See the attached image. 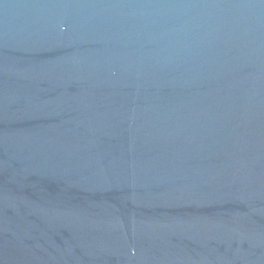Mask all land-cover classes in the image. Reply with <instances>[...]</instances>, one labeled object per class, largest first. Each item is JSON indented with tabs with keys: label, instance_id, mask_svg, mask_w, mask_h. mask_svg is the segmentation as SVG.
I'll return each instance as SVG.
<instances>
[{
	"label": "water",
	"instance_id": "95a60500",
	"mask_svg": "<svg viewBox=\"0 0 264 264\" xmlns=\"http://www.w3.org/2000/svg\"><path fill=\"white\" fill-rule=\"evenodd\" d=\"M0 264H264V0H0Z\"/></svg>",
	"mask_w": 264,
	"mask_h": 264
}]
</instances>
